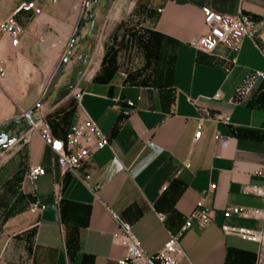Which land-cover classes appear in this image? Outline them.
<instances>
[{"label":"crops","instance_id":"0c3cea01","mask_svg":"<svg viewBox=\"0 0 264 264\" xmlns=\"http://www.w3.org/2000/svg\"><path fill=\"white\" fill-rule=\"evenodd\" d=\"M31 1L43 14L18 15L25 34L17 47L8 37L0 42L7 71L0 84L7 81L14 101L0 103V123L34 108L63 138L88 116L109 145L64 174L37 131L22 133L0 168V264H119L126 251L113 236L121 221L152 255L199 200L215 219L182 233L186 258L179 264H255L258 244L221 226H262L224 210L264 206L244 192L264 186L257 173L264 167V80L255 74L264 73V0H0V22ZM205 5L251 16L261 25L257 37L244 38L238 55L224 45L199 51L193 42L208 29ZM64 61L74 79L62 76L39 106ZM127 101L136 103L129 116ZM202 108L230 119L205 120L196 140ZM30 165L46 169L34 184L26 177ZM34 201L46 210L31 213Z\"/></svg>","mask_w":264,"mask_h":264},{"label":"built area","instance_id":"2783aa9c","mask_svg":"<svg viewBox=\"0 0 264 264\" xmlns=\"http://www.w3.org/2000/svg\"><path fill=\"white\" fill-rule=\"evenodd\" d=\"M86 4L83 0L82 6ZM32 11L36 16L43 14L42 9L35 1L24 2L19 4L13 13L3 22H0V42L4 37H8L11 44L17 47L25 34V29L18 20V15L22 12ZM204 22L207 26V32L198 37L193 45L199 51L212 53L218 45H224L231 49L236 55L239 54L244 38L255 39L260 31L261 25L255 19L248 15H224L214 11L210 6L202 7ZM87 15L85 12L84 16ZM261 54L264 57V45L260 47ZM233 63L237 62V56L232 59ZM5 62L0 60V79L6 76ZM256 76L264 80V73L255 72ZM221 93L215 94L214 99L219 100ZM192 104L196 100L189 99ZM136 110L135 101H127V108L123 110L125 116L131 115ZM20 119L25 120L29 125L28 131H37L45 143L56 156L62 173H75L82 164L90 159L99 149L109 145V139L99 129L97 123L88 116L80 117L77 122L71 125L63 138L53 133L51 123L43 115H35L34 108L23 111L19 115ZM227 114H211L206 109H201V117L195 134V139H199L202 133V127L205 120L222 121L229 123ZM22 140L20 136L17 143L13 146L3 148L0 152V168L14 154L18 143ZM27 139L24 138V141ZM189 164L186 163V167ZM264 178V167L258 172ZM46 174V169L41 165H30L26 177L31 183ZM166 188V187H165ZM213 188L211 185L210 189ZM247 194L255 195L264 202V186H247L244 188ZM204 191L203 194H207ZM47 206L34 201L30 205V212L40 214L46 210ZM113 219L119 221L118 215L110 211ZM225 216H236L244 219H252L262 223L261 228L252 229L238 227L229 224L221 226L225 235L236 236L240 239L251 241L258 244L255 264H264V206L261 208L231 206L224 210ZM159 220L164 223L166 216L163 213L158 214ZM215 211L205 209L203 200L197 202L195 210L186 217L182 227L178 231H170L169 239L163 248L155 254H147L141 245V241L133 234L132 225L128 222H119L120 232L113 236L115 244L122 246L125 251V257L118 261L119 264H179L186 258V254L180 245V237L184 231L198 224L200 227H207L213 223Z\"/></svg>","mask_w":264,"mask_h":264},{"label":"rangeland","instance_id":"374dc122","mask_svg":"<svg viewBox=\"0 0 264 264\" xmlns=\"http://www.w3.org/2000/svg\"><path fill=\"white\" fill-rule=\"evenodd\" d=\"M65 60H67V58ZM67 62L68 61H64L62 63V64H65V73L63 74V76L67 74V79H69L70 77L74 79V74L72 72V69L69 68V66L67 65ZM5 101L7 102V105H9V107H11V105L14 103V101L12 100V96H11V90H10V87H8L7 81H3V86H1L0 84V103L3 104V102ZM0 124L3 125V128L1 129V131H4L10 135H19V137L22 135V133L29 130V125L25 124L24 121L20 120L19 117L9 119L7 121L3 120ZM2 150L3 148H0V152ZM8 167H4L3 170H7Z\"/></svg>","mask_w":264,"mask_h":264},{"label":"water","instance_id":"95a60500","mask_svg":"<svg viewBox=\"0 0 264 264\" xmlns=\"http://www.w3.org/2000/svg\"><path fill=\"white\" fill-rule=\"evenodd\" d=\"M64 73H65V64H61L59 65L54 75L50 79L43 93V96L41 97L38 103L39 106H41L45 102V100L50 96L52 90L54 89V87L56 86V84L61 79ZM20 120L25 122V120L23 119H20ZM2 128H3V125L0 124V148H7V147H10L16 144L19 139V135H10L4 131H1Z\"/></svg>","mask_w":264,"mask_h":264}]
</instances>
